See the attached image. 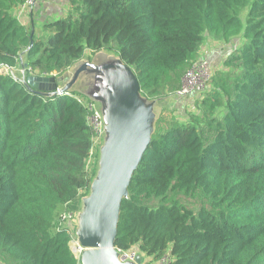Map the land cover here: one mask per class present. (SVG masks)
Masks as SVG:
<instances>
[{
	"label": "trees",
	"instance_id": "16d2710c",
	"mask_svg": "<svg viewBox=\"0 0 264 264\" xmlns=\"http://www.w3.org/2000/svg\"><path fill=\"white\" fill-rule=\"evenodd\" d=\"M23 2L0 0V260L81 264L61 216L90 187L95 140L91 101L29 89L3 69L22 59L29 75L61 73L86 50L114 45L140 92L161 98L180 87L210 32L241 42L195 110L150 135L120 202L114 246L149 262L264 264V0H68L40 37L14 14ZM170 193H197L206 205L192 209Z\"/></svg>",
	"mask_w": 264,
	"mask_h": 264
},
{
	"label": "rangeland",
	"instance_id": "374dc122",
	"mask_svg": "<svg viewBox=\"0 0 264 264\" xmlns=\"http://www.w3.org/2000/svg\"><path fill=\"white\" fill-rule=\"evenodd\" d=\"M240 16L244 20L247 6L242 7L240 10ZM37 35H43V26L36 27ZM40 37V36H39ZM241 42V36L232 38L229 42L224 41L220 36L205 32L204 39L201 43L198 58H207L212 54H218V58L210 62V74L217 72L218 70L224 69L223 59L229 51L238 46ZM216 54V55H217ZM226 54V55H225ZM213 57V55H212ZM118 54L116 52V46L110 45L104 49L98 50L91 53L86 50L83 57L74 64V66L68 68L73 70L76 68L73 76H68L70 79L69 86L76 93L79 98L94 102L101 115V127L99 130L94 132V154L91 157L89 163V170L91 175V184L88 191L80 196V203L78 210L68 216L70 222V246H75V243L79 242V234L84 229L86 219L90 213L91 200L94 196L93 185L101 178L102 174L105 173L108 167L107 156L110 150L114 146V137L111 135V128L108 127V116L110 112H115L118 116L117 123L120 130H123L128 138L139 139L140 136L135 134L128 122L127 108H135L134 100H127L126 95L129 91L133 90V81L127 69L118 65ZM210 61V58H207ZM80 62V64H79ZM79 64L77 67L76 65ZM86 65L83 69L79 70L82 65ZM3 71H6L3 69ZM14 76L26 79L29 75V68L24 65L22 59L19 63L7 70ZM65 72L57 73L52 72L45 76H53L57 87H62L57 81H63L62 75ZM209 83L202 92L208 88ZM69 89V88H68ZM201 93H194L190 96L182 98L177 97L175 92L165 97L158 98L155 102L147 101L148 105L146 109L147 120L146 124L149 127L151 134L155 131L157 124L160 128H164L168 125V122L173 117L181 118L188 114L190 111L195 110L194 102ZM141 93V92H140ZM147 100H150L147 98ZM155 100V99H154ZM153 104V105H152ZM143 104L139 102L136 106V110H133V116L135 117L138 112L142 110ZM153 119L152 122H150ZM168 199L176 198L192 209H197L201 205H206L205 198L200 194L186 196L182 193H170ZM155 202H157L155 200ZM67 219V218H66ZM137 254L141 255L138 251ZM81 255V254H80ZM79 256V255H78ZM147 258L142 255V264H146ZM127 264H134L132 262L125 261ZM0 264H6V261H1Z\"/></svg>",
	"mask_w": 264,
	"mask_h": 264
},
{
	"label": "water",
	"instance_id": "95a60500",
	"mask_svg": "<svg viewBox=\"0 0 264 264\" xmlns=\"http://www.w3.org/2000/svg\"><path fill=\"white\" fill-rule=\"evenodd\" d=\"M85 66L83 64L79 70ZM134 82V88L128 92L126 98L133 99L136 108L139 104L140 89L135 77ZM25 84L29 89L44 94H55L69 88V84L57 87L54 77L45 75H28ZM135 108L128 107L127 114L129 125L135 134L140 136L138 140L128 138L123 130H120L115 112H110L108 116V127L111 128V135L114 137V146L107 156V170L93 185L94 196L91 200L90 213L84 229L79 234V243L83 249L80 255L81 264H127L119 259V252L114 246L120 202L126 194L131 175L151 135L146 124L147 115L146 118L145 116L140 118L138 112L134 117ZM132 263L141 264V256L137 254Z\"/></svg>",
	"mask_w": 264,
	"mask_h": 264
},
{
	"label": "built area",
	"instance_id": "2783aa9c",
	"mask_svg": "<svg viewBox=\"0 0 264 264\" xmlns=\"http://www.w3.org/2000/svg\"><path fill=\"white\" fill-rule=\"evenodd\" d=\"M39 0H24V2L17 8L16 16L19 18L20 13L26 9L32 8L33 5ZM12 67L4 68L6 71L11 69ZM210 61L207 58H198L195 59L188 69L185 71L181 78L180 87L176 90L175 94L177 97L182 98L185 96H190L194 93H201L206 84L210 79ZM78 101L81 100L78 96H75ZM88 107L90 110L89 115L87 116V121L93 128L94 132L100 129L101 127V115L99 111L93 107L92 102L88 103ZM71 214H67L66 212L62 214V219H68V216ZM72 216V215H71ZM71 247V246H70ZM117 249V248H116ZM72 252L77 258H80V254L82 252V247L79 242L75 243V246L71 247ZM119 252V259L123 262L126 260L133 262L135 261V257L137 255L136 249H130L127 251H122L117 249ZM79 255V256H78ZM169 257L167 255H163L160 259L156 261L157 264H168Z\"/></svg>",
	"mask_w": 264,
	"mask_h": 264
},
{
	"label": "crops",
	"instance_id": "0c3cea01",
	"mask_svg": "<svg viewBox=\"0 0 264 264\" xmlns=\"http://www.w3.org/2000/svg\"><path fill=\"white\" fill-rule=\"evenodd\" d=\"M67 8H68V0H39L38 2H36L33 5L32 8H29V9L22 11L19 15L20 16L19 20L21 21L22 24H24L27 27L28 31L30 32V34L32 36L39 37L42 35L41 34L37 35L36 27H40V26L42 27L44 23H47V22H49V21H51L54 18H57L59 16H63L66 13ZM16 13H17V9L15 8L14 14H16ZM216 54L211 53V55L206 56V57L207 58L209 57L210 62L212 63L213 60H216V58L219 57L218 54L217 55ZM212 55H213V57H212ZM79 64H80V62H79ZM79 64H77L76 67ZM118 65L121 67H124L125 69L128 70L130 77L132 78V81L134 83L133 84V88H134L135 82H134L133 71L130 68H128L125 64H123L120 61V59L118 60ZM75 70H76V68L73 70H70V69L65 70L64 71L65 74L62 75L63 81L60 82L58 80L57 83H59V85L70 83L71 81L68 78V76H70V75L73 76L75 73ZM69 89L72 90L71 86H69ZM138 100H139L138 102H141L143 104L142 110L139 114L140 118L142 116H145V118H146V112H145L146 109L145 108L148 105L147 101L152 102V103L155 102V104H156L157 100H159V99L155 98V100L154 99L147 100V98L142 93L139 92ZM92 104H93V107L97 109V107L94 105V102ZM152 121H153V119L150 122H152ZM150 134H151V131H150ZM140 256H141V261H142V255H140ZM141 264H142V262H141ZM146 264H157V263H156V261H154V262L146 261Z\"/></svg>",
	"mask_w": 264,
	"mask_h": 264
}]
</instances>
